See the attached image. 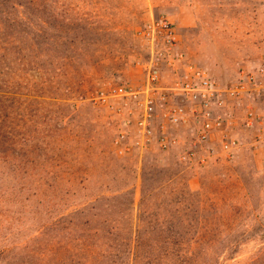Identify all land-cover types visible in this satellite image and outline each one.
Masks as SVG:
<instances>
[{"label":"rangeland","instance_id":"obj_1","mask_svg":"<svg viewBox=\"0 0 264 264\" xmlns=\"http://www.w3.org/2000/svg\"><path fill=\"white\" fill-rule=\"evenodd\" d=\"M258 65L264 0H0V264H264V74L178 88Z\"/></svg>","mask_w":264,"mask_h":264},{"label":"built area","instance_id":"obj_2","mask_svg":"<svg viewBox=\"0 0 264 264\" xmlns=\"http://www.w3.org/2000/svg\"><path fill=\"white\" fill-rule=\"evenodd\" d=\"M189 75L187 78L183 79L178 85V88L180 92H182L185 95H191V96H198L203 103H206L208 100L213 101L214 99L217 102H221L223 100L222 94L224 95H232L235 92H238L239 90L243 89L245 85L248 86H254L257 82L256 74L259 73L264 74V66L258 65L255 71H240V77L239 79L233 83L230 86L220 88L217 87L208 77V75L204 72V70L199 68H191L188 69ZM156 70L151 69L147 71L146 75V89L154 87V82L156 79ZM143 109L144 113L147 115L149 114L152 104L150 96L146 93L144 100H143ZM180 108L178 109V111ZM172 114H175V110L172 112ZM173 118H176V115H173ZM221 122V119H219L218 116H213L211 114V111L208 109H205L202 114V126L204 128H210L212 126L219 125ZM139 124H141V127L139 128V132L141 134L147 133L148 129L144 125L145 124V118L143 117L142 121H139ZM146 127V128H145ZM202 134L201 136H203ZM234 143L233 139L225 140L222 143L223 148H229Z\"/></svg>","mask_w":264,"mask_h":264},{"label":"trees","instance_id":"obj_3","mask_svg":"<svg viewBox=\"0 0 264 264\" xmlns=\"http://www.w3.org/2000/svg\"><path fill=\"white\" fill-rule=\"evenodd\" d=\"M8 10L5 9L3 11L4 14H7ZM14 15V14H13ZM23 19V15L22 13H20V15L18 17H14V21L13 22H17L18 20ZM15 116V114H14ZM8 127L7 130L0 132V143L1 144H5L6 142H8L10 145L14 146V147H19V148H28L25 149L27 153H31L33 155H36V153H38L37 148L39 149V151L41 152V145H42V139H38L37 137H35V135H15L14 134V129L12 127V125H10V127L8 125H6ZM39 141V142H38ZM43 145L45 146L46 150H44L43 152V158L46 159L49 163V165H51V152L48 151L51 149L48 141H43ZM16 149V148H13ZM5 150H1L0 149V153H2V155H4ZM7 155V153H5ZM17 154V152L15 153ZM14 160H16L15 158H13ZM33 157L30 159L32 161ZM12 163H16L17 161H14ZM20 189L22 190H29L31 191L30 193H34V183H25V182H21L19 185ZM51 190L53 191V186L51 187ZM137 234V232H136Z\"/></svg>","mask_w":264,"mask_h":264}]
</instances>
